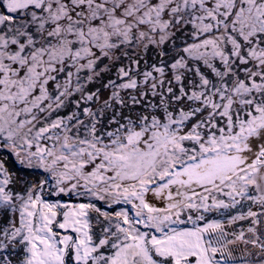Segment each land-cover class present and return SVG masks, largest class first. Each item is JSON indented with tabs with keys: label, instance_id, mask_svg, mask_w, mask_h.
Instances as JSON below:
<instances>
[{
	"label": "snow or ice",
	"instance_id": "6c2138e0",
	"mask_svg": "<svg viewBox=\"0 0 264 264\" xmlns=\"http://www.w3.org/2000/svg\"><path fill=\"white\" fill-rule=\"evenodd\" d=\"M0 264H264V0H0Z\"/></svg>",
	"mask_w": 264,
	"mask_h": 264
}]
</instances>
